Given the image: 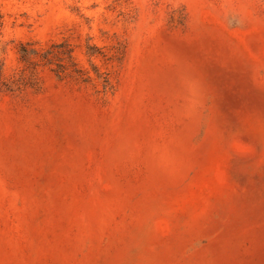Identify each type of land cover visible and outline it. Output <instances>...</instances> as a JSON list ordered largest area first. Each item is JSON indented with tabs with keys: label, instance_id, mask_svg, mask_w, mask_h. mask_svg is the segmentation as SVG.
<instances>
[{
	"label": "rangeland",
	"instance_id": "1",
	"mask_svg": "<svg viewBox=\"0 0 264 264\" xmlns=\"http://www.w3.org/2000/svg\"><path fill=\"white\" fill-rule=\"evenodd\" d=\"M0 264H264V0H0Z\"/></svg>",
	"mask_w": 264,
	"mask_h": 264
},
{
	"label": "trees",
	"instance_id": "2",
	"mask_svg": "<svg viewBox=\"0 0 264 264\" xmlns=\"http://www.w3.org/2000/svg\"><path fill=\"white\" fill-rule=\"evenodd\" d=\"M92 49H93L92 46H88V50H87V53H86L88 58H91L93 56V53L91 51ZM71 52H72V50L68 51V55H69L70 58H72ZM22 58H23L24 61H29V53L24 51V54L22 55ZM43 58L45 60L44 65L51 64V60L50 59H48L47 57H43ZM55 72H56V70H55ZM78 72H81V74H82L83 71L82 70H78ZM99 77L102 78L103 82L105 83L104 85H105L106 88H107V86H111L110 85V80H109V77H108L107 74L104 75V76L99 75ZM87 80H88L87 78L84 79V81H87Z\"/></svg>",
	"mask_w": 264,
	"mask_h": 264
}]
</instances>
